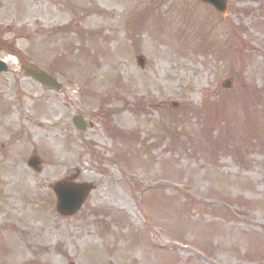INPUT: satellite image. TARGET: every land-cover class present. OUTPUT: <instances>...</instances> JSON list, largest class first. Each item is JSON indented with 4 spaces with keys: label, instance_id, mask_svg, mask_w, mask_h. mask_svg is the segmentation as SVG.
I'll use <instances>...</instances> for the list:
<instances>
[{
    "label": "rangeland",
    "instance_id": "374dc122",
    "mask_svg": "<svg viewBox=\"0 0 264 264\" xmlns=\"http://www.w3.org/2000/svg\"><path fill=\"white\" fill-rule=\"evenodd\" d=\"M225 2L0 0V264H264V0Z\"/></svg>",
    "mask_w": 264,
    "mask_h": 264
},
{
    "label": "water",
    "instance_id": "95a60500",
    "mask_svg": "<svg viewBox=\"0 0 264 264\" xmlns=\"http://www.w3.org/2000/svg\"><path fill=\"white\" fill-rule=\"evenodd\" d=\"M204 3L212 5L217 11L220 12L222 16H225V2L224 0H200ZM139 63H142V60L139 59ZM24 74L35 79L38 83L48 89H54L59 91L61 89V85L57 83V81L48 76L46 73L36 69L35 67L29 66H21ZM7 68L3 62L0 61V72H6ZM172 106H175L173 104ZM73 124L77 130L85 131L87 128V124L84 122L83 117L81 115H77L73 117ZM28 165L35 171H39V162L36 158H32L29 160ZM52 190L56 196V211L61 216H71L77 212V210L81 207L85 197L91 190V187L88 185H72L68 186L63 182L56 183Z\"/></svg>",
    "mask_w": 264,
    "mask_h": 264
},
{
    "label": "bare ground",
    "instance_id": "6f19581e",
    "mask_svg": "<svg viewBox=\"0 0 264 264\" xmlns=\"http://www.w3.org/2000/svg\"><path fill=\"white\" fill-rule=\"evenodd\" d=\"M11 60H12V59L7 58V59L5 60V62H6V63H10ZM76 174H78V170L76 171Z\"/></svg>",
    "mask_w": 264,
    "mask_h": 264
}]
</instances>
